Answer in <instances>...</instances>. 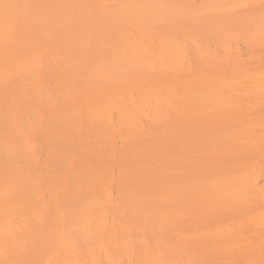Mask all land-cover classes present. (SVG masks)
I'll return each instance as SVG.
<instances>
[{"label":"bare ground","instance_id":"6f19581e","mask_svg":"<svg viewBox=\"0 0 264 264\" xmlns=\"http://www.w3.org/2000/svg\"><path fill=\"white\" fill-rule=\"evenodd\" d=\"M0 264H264V0H0Z\"/></svg>","mask_w":264,"mask_h":264}]
</instances>
